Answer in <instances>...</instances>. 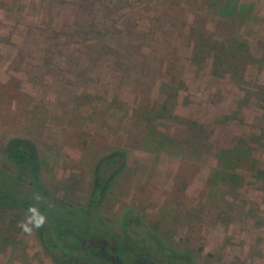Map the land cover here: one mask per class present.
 Here are the masks:
<instances>
[{
	"label": "rangeland",
	"instance_id": "374dc122",
	"mask_svg": "<svg viewBox=\"0 0 264 264\" xmlns=\"http://www.w3.org/2000/svg\"><path fill=\"white\" fill-rule=\"evenodd\" d=\"M225 5L0 0L2 167L29 139L63 202L89 208L100 170L99 218L139 215L140 246L150 229L196 264H264V0ZM235 141L241 164L218 157ZM28 215L0 206V264H57Z\"/></svg>",
	"mask_w": 264,
	"mask_h": 264
},
{
	"label": "trees",
	"instance_id": "16d2710c",
	"mask_svg": "<svg viewBox=\"0 0 264 264\" xmlns=\"http://www.w3.org/2000/svg\"><path fill=\"white\" fill-rule=\"evenodd\" d=\"M227 1L229 5H225L223 11L229 13L235 9L236 0ZM237 60L234 57L238 63ZM217 121L224 122L223 119ZM250 151L249 146L235 141L231 147L221 148L218 157L241 164L248 152L250 155ZM4 152L5 160L14 165L17 171L10 172L0 163V206L16 207L28 214V209L33 207L46 217L44 226L35 230L40 243L57 264H196L191 254L175 246H168L165 239L150 229L146 232L153 237V246L158 249L152 250L148 245L140 246L134 232L135 225L143 227L144 231L147 227L144 220L131 210L124 213L119 226L102 221L96 212L97 197L102 193L104 195L107 183L100 170H96L94 198L89 208H84L63 202L44 189L41 184L40 157L31 140L12 138ZM117 161L116 153H112L105 163ZM37 194L39 199L36 198ZM130 231L133 235H130Z\"/></svg>",
	"mask_w": 264,
	"mask_h": 264
},
{
	"label": "clouds",
	"instance_id": "9594fccd",
	"mask_svg": "<svg viewBox=\"0 0 264 264\" xmlns=\"http://www.w3.org/2000/svg\"><path fill=\"white\" fill-rule=\"evenodd\" d=\"M37 199H39V195L36 196ZM29 215L26 217L25 221H22L20 223V228L23 232L26 234H31L33 229H39L44 226V224L47 222L46 217L39 214L37 210L33 207H30L28 209Z\"/></svg>",
	"mask_w": 264,
	"mask_h": 264
}]
</instances>
